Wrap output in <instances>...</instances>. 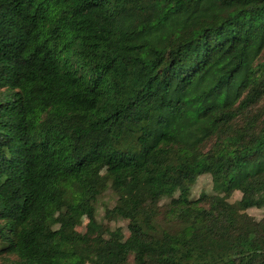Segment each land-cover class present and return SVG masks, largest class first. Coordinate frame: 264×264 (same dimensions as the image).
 <instances>
[{"label": "trees", "instance_id": "obj_1", "mask_svg": "<svg viewBox=\"0 0 264 264\" xmlns=\"http://www.w3.org/2000/svg\"><path fill=\"white\" fill-rule=\"evenodd\" d=\"M253 207L264 0H0V264H264Z\"/></svg>", "mask_w": 264, "mask_h": 264}, {"label": "rangeland", "instance_id": "obj_2", "mask_svg": "<svg viewBox=\"0 0 264 264\" xmlns=\"http://www.w3.org/2000/svg\"><path fill=\"white\" fill-rule=\"evenodd\" d=\"M211 191V182H210V176L200 175L196 182L193 184L191 188V196L196 197L200 195L203 192H210ZM240 197V194L238 192H235L230 198L226 199L227 204H233L238 198ZM113 203V197L110 192L105 193L100 199L97 204V216L98 218L102 217L103 210L106 205H112ZM248 214L255 218H262L264 217V208H249L247 210ZM86 224V219L83 218L81 220V223L79 226H77V229L79 231H83L84 225ZM105 229L112 234L117 236L120 239H124L127 234V226L125 221H119V222H105L104 225ZM218 247V243L214 242L212 245V248ZM249 264V263H246Z\"/></svg>", "mask_w": 264, "mask_h": 264}, {"label": "built area", "instance_id": "obj_3", "mask_svg": "<svg viewBox=\"0 0 264 264\" xmlns=\"http://www.w3.org/2000/svg\"><path fill=\"white\" fill-rule=\"evenodd\" d=\"M85 264H90V263H85Z\"/></svg>", "mask_w": 264, "mask_h": 264}]
</instances>
